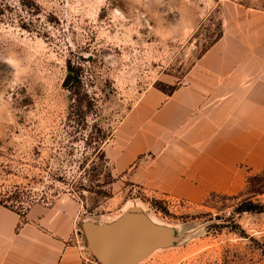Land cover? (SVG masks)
Masks as SVG:
<instances>
[{
    "label": "rangeland",
    "instance_id": "1",
    "mask_svg": "<svg viewBox=\"0 0 264 264\" xmlns=\"http://www.w3.org/2000/svg\"><path fill=\"white\" fill-rule=\"evenodd\" d=\"M241 6L264 0H0V201L23 213L74 200L80 230L141 217L162 232L138 264H264V211H237L264 206V165L189 199L98 159L102 135L147 89L182 85Z\"/></svg>",
    "mask_w": 264,
    "mask_h": 264
},
{
    "label": "crops",
    "instance_id": "2",
    "mask_svg": "<svg viewBox=\"0 0 264 264\" xmlns=\"http://www.w3.org/2000/svg\"><path fill=\"white\" fill-rule=\"evenodd\" d=\"M219 38L170 94L147 89L104 145L114 175L200 199L264 165V10L230 7ZM80 205H0V264H82ZM104 226V225H99Z\"/></svg>",
    "mask_w": 264,
    "mask_h": 264
},
{
    "label": "water",
    "instance_id": "3",
    "mask_svg": "<svg viewBox=\"0 0 264 264\" xmlns=\"http://www.w3.org/2000/svg\"><path fill=\"white\" fill-rule=\"evenodd\" d=\"M71 80L69 75L64 87H68ZM161 232L145 219L132 215H126L111 225H84L82 231H78L100 264H138Z\"/></svg>",
    "mask_w": 264,
    "mask_h": 264
},
{
    "label": "trees",
    "instance_id": "4",
    "mask_svg": "<svg viewBox=\"0 0 264 264\" xmlns=\"http://www.w3.org/2000/svg\"><path fill=\"white\" fill-rule=\"evenodd\" d=\"M76 98L77 96L80 95V91H78L76 89ZM112 137L107 136L105 133L102 135L101 137V142L104 143V145L111 139ZM108 139V141H107ZM104 147V146H103ZM98 159L102 162L105 163L106 162V158H105V154H104V150L102 149V152H100V155L98 157ZM0 205L6 206L4 202L0 201ZM8 207V206H6ZM238 213H245V212H254V213H259V212H263L264 211V206H258V205H254L250 202H244L242 204H240V206L237 208Z\"/></svg>",
    "mask_w": 264,
    "mask_h": 264
},
{
    "label": "built area",
    "instance_id": "5",
    "mask_svg": "<svg viewBox=\"0 0 264 264\" xmlns=\"http://www.w3.org/2000/svg\"><path fill=\"white\" fill-rule=\"evenodd\" d=\"M85 249H86V256L83 258L82 264H100L86 247Z\"/></svg>",
    "mask_w": 264,
    "mask_h": 264
}]
</instances>
